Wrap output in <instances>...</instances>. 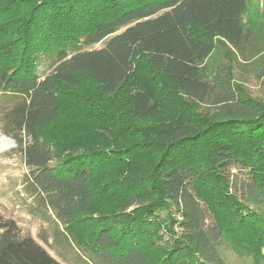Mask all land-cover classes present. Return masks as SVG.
Returning a JSON list of instances; mask_svg holds the SVG:
<instances>
[{
  "label": "trees",
  "instance_id": "obj_1",
  "mask_svg": "<svg viewBox=\"0 0 264 264\" xmlns=\"http://www.w3.org/2000/svg\"><path fill=\"white\" fill-rule=\"evenodd\" d=\"M10 1L32 6L13 36L9 20L15 14L0 4V25L16 43L6 54L0 46V100L10 105L2 132L29 169L27 190L77 259L233 264V254L264 264V102L231 95L223 117L178 118L153 135L145 129L157 111L177 106L173 96L196 107L210 102L216 86L206 66L218 44L242 61L263 56V73L264 37L258 34L264 33V15L254 32L242 23L248 0ZM41 59L49 68L40 77ZM141 60L159 83L156 97L130 86ZM79 78L98 95L75 97L77 106L90 112L87 117L98 115L96 107L105 113L113 134L126 139L120 150L61 158L45 143L42 131L61 107L60 87H75ZM229 84L223 80L221 89ZM117 96L124 99L119 109L102 103ZM118 158L149 162L147 178L143 187H121L108 196L116 203H103L96 197L116 185L110 181L94 191L91 182ZM94 216L97 223L88 225ZM0 264L61 263L1 216Z\"/></svg>",
  "mask_w": 264,
  "mask_h": 264
},
{
  "label": "rangeland",
  "instance_id": "obj_2",
  "mask_svg": "<svg viewBox=\"0 0 264 264\" xmlns=\"http://www.w3.org/2000/svg\"><path fill=\"white\" fill-rule=\"evenodd\" d=\"M5 3L8 13L15 14L12 16L10 24L13 22L14 31L12 35L15 36L17 28H21L19 21L28 15L31 4L27 2H12L10 0H0V4ZM11 7V8H10ZM264 15V0H248L247 12L242 17L244 27H252L254 32L260 29L263 24ZM2 31V32H1ZM7 29L0 25V46L4 45V50L1 52L6 54V49L11 48L16 50L15 42L9 37ZM11 31V30H10ZM7 34H6V33ZM260 37H264L263 32H259ZM8 57V56H7ZM263 56H258L256 59L249 61H242L241 58L235 57L228 47L217 45L215 53L207 63V76L216 86V91L206 105L196 107L184 100L178 99L177 106L173 108L163 109L157 111L154 118L145 124L146 130L150 134H159L163 128L170 125L176 119H184L185 122L193 121L201 118H220L226 115V98H231L232 95L235 99L242 97L246 94L255 98L257 101L264 102V72L260 62ZM237 60V61H236ZM49 62L41 59L38 62V75L41 77L47 73ZM144 60H141L136 66V73L130 81L131 87H136L148 91L154 97L158 95L156 92V81H151L150 72ZM147 76V77H146ZM152 78V77H151ZM153 79V78H152ZM230 80L228 88L221 89L223 80ZM154 80V79H153ZM142 83V84H141ZM59 96L61 100V107L55 123L42 131V136L45 143L52 146L59 157H68L71 153L82 152H101L107 155L111 151L121 149V143L126 141L123 135L116 136L113 134L114 130L112 124L109 126L105 113L99 111L96 107L94 112L97 116H86V109L81 105L77 106L76 100L80 95L97 96V89L88 80L84 78L78 79V84L75 87H60ZM76 97V100H75ZM102 100V103L107 104L111 109L121 108L124 99L111 98ZM10 105L0 100V219L1 216L8 220L12 219L21 234L30 235L38 244H40L57 262L61 264H82L76 257L75 253L68 247L66 242L58 234V228L50 221L47 216H44L39 205L32 198V190L29 188L27 182V175L29 173L28 167L24 163V159L17 151L15 143L3 134V129L7 128V123L4 120V111ZM91 110V109H90ZM90 114V112H88ZM101 118L104 122L96 121ZM109 121V120H108ZM105 123L107 128H105ZM195 124H193L194 126ZM130 141H136L131 139ZM118 158L116 165L104 167L96 173L91 185L94 191H98L103 186L108 185L113 181L112 185L115 188L108 191L107 197H96V199H103V203L108 201L109 204L117 202L108 198L115 191L130 189L134 187H143L145 179L147 178L146 170L149 162L146 160L138 159H121ZM129 173L134 177L129 178ZM127 176V177H126ZM129 183V184H128ZM125 185V186H124ZM30 189V188H29ZM128 189V190H129ZM101 195V194H100ZM117 194L114 195V198ZM99 215V210H97ZM98 218L94 216L89 220V224L97 223ZM59 229L61 227L59 226ZM42 238L48 239V244H44ZM147 248V244H145ZM230 263L233 264H252L250 258L238 259L233 254L229 256Z\"/></svg>",
  "mask_w": 264,
  "mask_h": 264
}]
</instances>
